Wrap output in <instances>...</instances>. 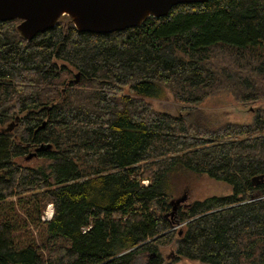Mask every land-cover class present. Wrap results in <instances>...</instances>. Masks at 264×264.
Listing matches in <instances>:
<instances>
[{
    "label": "trees",
    "instance_id": "1",
    "mask_svg": "<svg viewBox=\"0 0 264 264\" xmlns=\"http://www.w3.org/2000/svg\"><path fill=\"white\" fill-rule=\"evenodd\" d=\"M18 22L0 21V264H162L173 239L175 260L264 264V106L250 122L198 107L264 101V0L110 33L64 15L25 40ZM161 89L186 111L155 108ZM202 176L228 191L168 214L178 178Z\"/></svg>",
    "mask_w": 264,
    "mask_h": 264
},
{
    "label": "water",
    "instance_id": "2",
    "mask_svg": "<svg viewBox=\"0 0 264 264\" xmlns=\"http://www.w3.org/2000/svg\"><path fill=\"white\" fill-rule=\"evenodd\" d=\"M206 1L208 0H0V21L19 20L16 29L25 40H31L37 33L53 28L64 15L68 16L79 32L110 33L137 27L150 16H166L175 5ZM44 126L45 122L36 130ZM186 198L187 196L182 195L171 199L172 211Z\"/></svg>",
    "mask_w": 264,
    "mask_h": 264
},
{
    "label": "rangeland",
    "instance_id": "3",
    "mask_svg": "<svg viewBox=\"0 0 264 264\" xmlns=\"http://www.w3.org/2000/svg\"><path fill=\"white\" fill-rule=\"evenodd\" d=\"M147 100L151 102L155 108L173 114L180 111L184 112L188 108L187 106L178 103V101H176L172 95L164 89H161L156 96L148 97ZM261 106H264V101L256 100L247 102L237 100L229 92H221L208 96L198 103V107L203 108L207 112L214 113V115H218L222 119L239 122H250L256 114V108ZM35 161L36 158H32L26 162L33 164L36 163ZM176 184L179 190L174 192L173 199L185 195L188 200H191L213 194H222L228 191L224 185L215 182L206 176L186 179L179 177L178 183ZM167 213H172V210L170 209ZM175 228H178V226L173 227V229ZM175 243L176 241L173 239L172 242L167 245L156 246V249L160 253L162 264H205L200 260H191L187 258L175 260V257L173 256V253L176 250ZM146 257H149L148 253L138 257L137 261L143 262L146 260Z\"/></svg>",
    "mask_w": 264,
    "mask_h": 264
},
{
    "label": "built area",
    "instance_id": "4",
    "mask_svg": "<svg viewBox=\"0 0 264 264\" xmlns=\"http://www.w3.org/2000/svg\"><path fill=\"white\" fill-rule=\"evenodd\" d=\"M52 215V207H49L45 212V215L42 217L43 219H49Z\"/></svg>",
    "mask_w": 264,
    "mask_h": 264
}]
</instances>
